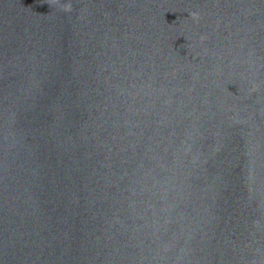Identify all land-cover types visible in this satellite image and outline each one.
<instances>
[{"label": "water", "instance_id": "95a60500", "mask_svg": "<svg viewBox=\"0 0 264 264\" xmlns=\"http://www.w3.org/2000/svg\"><path fill=\"white\" fill-rule=\"evenodd\" d=\"M0 264H264V0H0Z\"/></svg>", "mask_w": 264, "mask_h": 264}]
</instances>
